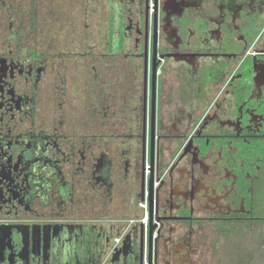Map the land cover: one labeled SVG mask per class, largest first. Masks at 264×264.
Segmentation results:
<instances>
[{
  "label": "flooded vegetation",
  "instance_id": "af4514ba",
  "mask_svg": "<svg viewBox=\"0 0 264 264\" xmlns=\"http://www.w3.org/2000/svg\"><path fill=\"white\" fill-rule=\"evenodd\" d=\"M260 232L264 0H0V264H259Z\"/></svg>",
  "mask_w": 264,
  "mask_h": 264
},
{
  "label": "rangeland",
  "instance_id": "374dc122",
  "mask_svg": "<svg viewBox=\"0 0 264 264\" xmlns=\"http://www.w3.org/2000/svg\"><path fill=\"white\" fill-rule=\"evenodd\" d=\"M243 238H248L246 236H243ZM251 245L253 246L252 248H250V243L248 244V241H245L243 242L241 248H240V252L243 255H246V252H251L252 249L255 251V249H258L259 252H262V254L264 253V232H260L258 236L256 237H253L251 239ZM262 249V251H261ZM253 251V252H254ZM261 256V255H260ZM243 259H244V256H243ZM259 264H264V254H263V259H261L260 257V260H259Z\"/></svg>",
  "mask_w": 264,
  "mask_h": 264
},
{
  "label": "crops",
  "instance_id": "0c3cea01",
  "mask_svg": "<svg viewBox=\"0 0 264 264\" xmlns=\"http://www.w3.org/2000/svg\"><path fill=\"white\" fill-rule=\"evenodd\" d=\"M228 261H229V257H224L223 259L224 264H232V263H228Z\"/></svg>",
  "mask_w": 264,
  "mask_h": 264
}]
</instances>
